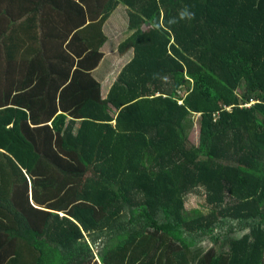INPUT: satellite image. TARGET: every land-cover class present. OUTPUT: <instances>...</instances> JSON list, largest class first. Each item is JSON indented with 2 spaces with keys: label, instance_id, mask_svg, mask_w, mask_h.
<instances>
[{
  "label": "trees",
  "instance_id": "trees-1",
  "mask_svg": "<svg viewBox=\"0 0 264 264\" xmlns=\"http://www.w3.org/2000/svg\"><path fill=\"white\" fill-rule=\"evenodd\" d=\"M83 3L0 12V264H264V0Z\"/></svg>",
  "mask_w": 264,
  "mask_h": 264
},
{
  "label": "crops",
  "instance_id": "crops-1",
  "mask_svg": "<svg viewBox=\"0 0 264 264\" xmlns=\"http://www.w3.org/2000/svg\"><path fill=\"white\" fill-rule=\"evenodd\" d=\"M77 2L84 5L88 11L91 10V6H89L91 4L86 5L85 3H83V0H77ZM9 3L19 4L21 6V8H22V6H25V0H0V12L3 11L5 13L7 8L10 6ZM99 7L100 8L102 7L101 6V0H99ZM48 8L49 7H46V9H48ZM49 10H51V9H49ZM21 13L22 12H17L15 14L19 15ZM115 19H116V21L113 22ZM11 20H13V19H12V17L10 19V15L0 14V28L9 26V22ZM127 21H128L127 8L124 5H119L115 9L113 14L109 17V19L105 22L104 31H105V34L107 35V37L109 38V40H108L109 43L107 42L108 44H110L112 46L116 40V44L118 45L119 41L123 40L124 37L127 36L126 35L127 34ZM54 27L60 28L59 23L55 22ZM104 52L106 53V55H105L106 57L108 56L110 59H113V62L114 61L119 62L120 60H118V59H121V58L124 59L123 62L129 60L128 59L129 54L124 55V56H120L118 50L115 51L116 53L115 52L112 53L110 50H107L104 48ZM110 52L112 54H110ZM101 67L99 69H97L96 72H100ZM112 73L111 74L109 73V74L112 75ZM109 74H107L106 76L103 75V76H105L104 80L102 78L103 82L105 81V78L106 79L109 78V76H108ZM108 85H109V83H108ZM108 85L105 87V91H107Z\"/></svg>",
  "mask_w": 264,
  "mask_h": 264
},
{
  "label": "rangeland",
  "instance_id": "rangeland-1",
  "mask_svg": "<svg viewBox=\"0 0 264 264\" xmlns=\"http://www.w3.org/2000/svg\"><path fill=\"white\" fill-rule=\"evenodd\" d=\"M115 21H116V19L113 22H115ZM108 48L112 53H114L117 50L116 47H113V45L112 46L109 45ZM111 52H110V54H112ZM118 60H120L119 64H118V67H119L124 59L121 58ZM116 65H117L116 61L113 62V59H110L109 57H107L106 60L104 61V64L102 65V67L100 69V72H97L98 76L102 77L104 80V77L107 74H109V73L111 74L113 72L112 67H116ZM110 74L108 75L109 78L105 79V81H104L105 87L108 85V83L111 82L110 78L112 76ZM103 75H105V76H103ZM104 92H105V89H104ZM196 123H197V125H195L194 130L191 133V139L195 143H199L200 142V134H201V123L199 120V116L197 117ZM186 207H187L188 211L193 210V209H201L205 212H209L210 206L207 203V192H206V190L204 188H200V190H198L197 192H195L193 194L191 193L186 199Z\"/></svg>",
  "mask_w": 264,
  "mask_h": 264
},
{
  "label": "clouds",
  "instance_id": "clouds-1",
  "mask_svg": "<svg viewBox=\"0 0 264 264\" xmlns=\"http://www.w3.org/2000/svg\"><path fill=\"white\" fill-rule=\"evenodd\" d=\"M251 105H252V104H248L247 106H249V107H250ZM228 109H230V108H228Z\"/></svg>",
  "mask_w": 264,
  "mask_h": 264
}]
</instances>
